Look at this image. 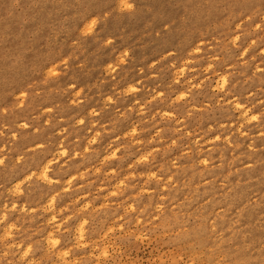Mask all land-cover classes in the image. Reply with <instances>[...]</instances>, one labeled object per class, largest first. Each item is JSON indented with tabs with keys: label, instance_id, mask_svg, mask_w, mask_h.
<instances>
[{
	"label": "clouds",
	"instance_id": "obj_1",
	"mask_svg": "<svg viewBox=\"0 0 264 264\" xmlns=\"http://www.w3.org/2000/svg\"><path fill=\"white\" fill-rule=\"evenodd\" d=\"M159 2L0 0V264H264V0Z\"/></svg>",
	"mask_w": 264,
	"mask_h": 264
},
{
	"label": "rangeland",
	"instance_id": "obj_2",
	"mask_svg": "<svg viewBox=\"0 0 264 264\" xmlns=\"http://www.w3.org/2000/svg\"><path fill=\"white\" fill-rule=\"evenodd\" d=\"M159 6H160L159 0H138V7L144 10L142 11L141 15H139L135 20H131V21L128 19H125L123 22L109 21V24L107 26V29L105 30L104 35L107 36L109 34H118L120 29L122 28L127 29L125 35L130 33H136L137 35L141 34L143 32L144 24L151 19V16L147 13L146 9L153 8L154 10H156L159 8ZM135 39L136 37L134 36L133 40ZM132 42L133 41H129V44H131ZM89 44H91V41H89ZM93 47H95V45H93ZM134 55H136L137 58H139L140 53L136 52L134 53Z\"/></svg>",
	"mask_w": 264,
	"mask_h": 264
}]
</instances>
